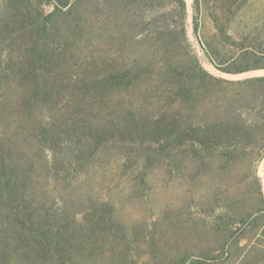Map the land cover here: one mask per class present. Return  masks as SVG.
<instances>
[{
    "label": "rangeland",
    "instance_id": "rangeland-1",
    "mask_svg": "<svg viewBox=\"0 0 264 264\" xmlns=\"http://www.w3.org/2000/svg\"><path fill=\"white\" fill-rule=\"evenodd\" d=\"M72 1L0 0V264H264V0Z\"/></svg>",
    "mask_w": 264,
    "mask_h": 264
},
{
    "label": "trees",
    "instance_id": "trees-1",
    "mask_svg": "<svg viewBox=\"0 0 264 264\" xmlns=\"http://www.w3.org/2000/svg\"><path fill=\"white\" fill-rule=\"evenodd\" d=\"M182 4L185 6V1L182 0ZM55 6H54V10L53 12H51V14H48L46 16L47 19H50L52 18L55 14H58V13H66V12H69L71 10V5L73 3L72 0H53ZM48 22L45 24V29L44 31H47L48 30ZM260 79V78H259ZM262 80H264V77L261 78ZM17 185V184H15ZM10 188H15L14 184L10 181V180H3L1 179L0 181V190L1 189H4L6 191H8ZM2 200H5L7 201V203H14L15 201V198H10V197H7V196H4L3 193L1 194L0 193V202ZM19 202H21V200L19 199ZM14 205V204H12ZM23 204H20V206H22ZM22 224H25V223H22ZM26 230H28V232L26 233L30 239H37V238H40V236L37 234L36 230H32L31 228H27Z\"/></svg>",
    "mask_w": 264,
    "mask_h": 264
}]
</instances>
